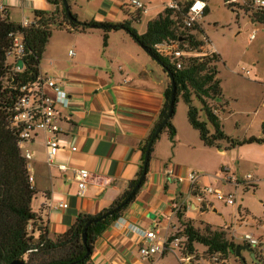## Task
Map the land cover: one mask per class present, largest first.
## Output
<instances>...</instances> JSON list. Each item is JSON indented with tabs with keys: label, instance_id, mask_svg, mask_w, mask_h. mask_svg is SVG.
Instances as JSON below:
<instances>
[{
	"label": "crops",
	"instance_id": "0c3cea01",
	"mask_svg": "<svg viewBox=\"0 0 264 264\" xmlns=\"http://www.w3.org/2000/svg\"><path fill=\"white\" fill-rule=\"evenodd\" d=\"M126 1L67 0L71 13L79 22L106 24L117 23ZM0 5L6 10L7 21L13 25H20L25 19L34 20L36 12H60V7L48 0H0ZM66 30L76 35H103L102 30L95 28L81 32L72 31L66 25ZM117 34H120V41L115 44V52L107 51ZM106 40L104 52H96L85 44L75 45L73 56H69L70 51L66 55L48 53V41L38 67L39 74L62 80L70 98L69 108L65 110L70 121L60 125L66 142L57 158L67 170L62 172L46 164L45 135H38L29 146L33 158L27 170L36 192L31 211L47 229L50 239L64 234L77 216H95L109 209L127 190L143 165L141 148L158 123L164 92L169 85L161 65L124 31H113ZM209 52L217 54L214 50ZM221 105L226 104L222 102ZM216 115L220 119L219 111ZM174 128L173 140L165 132V137L160 134L153 143L144 184L121 217L95 241L90 258L92 264H154L163 255L141 259L138 255L142 242L139 231L157 228L160 237L174 236L173 232L182 228L178 216L200 229L190 219V212L205 211L199 204V194L191 192L187 183H178L166 174V170L173 166L176 174L185 176L192 171L189 167L193 154L216 148L205 147L188 120L186 126L175 125ZM208 128L212 131L210 126ZM71 145L77 147L75 153L69 151ZM226 146L224 151H228ZM181 151L187 156H181ZM78 169H86L90 175L82 196L78 195L75 178ZM200 184L199 179L197 187ZM58 203L67 207L55 209ZM31 234L37 239V230H32Z\"/></svg>",
	"mask_w": 264,
	"mask_h": 264
},
{
	"label": "trees",
	"instance_id": "16d2710c",
	"mask_svg": "<svg viewBox=\"0 0 264 264\" xmlns=\"http://www.w3.org/2000/svg\"><path fill=\"white\" fill-rule=\"evenodd\" d=\"M48 1L55 6L58 5L60 12L53 14L36 12L34 14L36 25L26 29H21L19 25L9 23L0 12V106L5 96V92L2 91V80L9 69L5 64V54L10 46L8 34L20 32L23 35V69L17 76V80L27 81L33 79L39 73L38 67L53 30L51 26L56 23L55 17L61 16V22L70 27L72 31L80 30L84 32L91 25L95 29L102 30L104 42H106L109 33L119 30L124 31L153 60L161 65L167 77L168 74L171 75L176 88L174 106L168 122L162 130V132L164 130L167 132L170 140H173L176 134L171 120L174 116L175 105L178 99H181L187 108L188 123L198 132L200 141L205 147L220 149L221 145L225 143L227 145L225 150H230L244 143L255 141L250 139L238 142L228 138L222 130L218 115L213 113V111H222L223 106L216 103L215 108L208 103L209 101H219L221 98L220 81L217 78L219 55L212 53L209 56L181 59L178 68L176 61L163 58L155 52V46L173 41L178 43L179 50L202 54L207 39L204 31L200 26L188 29L182 25L190 8L191 0L185 1L183 4L181 0H174L178 3L179 11L165 8L154 20L147 23L146 30L142 35L137 34L131 27L130 21L119 24H106L95 21L81 23L71 11L70 15L73 21H69L62 0ZM228 1L230 0H225V2ZM207 13L206 6L203 18ZM139 16L140 13L136 12L135 18H132L131 21H139ZM252 19L264 27V12L257 10V13L252 14ZM199 36H204L206 39L201 40ZM170 91L171 82L169 80V85L164 92V102L156 127L167 114ZM196 103L199 108L195 105ZM202 116L204 119H202ZM208 126L212 128V131L209 130ZM151 135L141 148L143 163ZM151 152L152 147L145 166L142 165L135 179L129 182L127 190L119 199L114 201L109 209L95 216H77L72 226L64 234L50 239L47 229L31 211V202L36 192L28 181L29 175L26 162L17 146V138L11 131L5 129L4 115L0 110V264H10L18 259L23 260L25 264H92L90 258L95 241L111 223L121 217L123 211L133 201L138 191L125 205L121 206L137 184L140 176L145 173L146 177ZM144 182L145 178L140 187ZM94 220L96 222H92ZM178 220L182 226V234L187 237L185 248L189 254L193 253L195 244L201 245L204 248V255L210 258L214 256L225 258L228 254H235L237 245L226 238L223 229H213L209 225H206L203 229H196L190 221H182L180 216H178ZM89 222L91 223L87 225ZM29 224L32 230L38 231L37 239H34L32 234H28L27 227ZM85 228L87 229V235L85 243H83L82 234ZM88 252H90V255H87ZM260 263L264 264V259H260Z\"/></svg>",
	"mask_w": 264,
	"mask_h": 264
},
{
	"label": "rangeland",
	"instance_id": "374dc122",
	"mask_svg": "<svg viewBox=\"0 0 264 264\" xmlns=\"http://www.w3.org/2000/svg\"><path fill=\"white\" fill-rule=\"evenodd\" d=\"M140 1L145 3L148 11L140 14L139 21H131L136 11L130 7L129 0L116 20V24L130 21L138 35L144 33L147 23L161 14L166 4L171 2ZM185 1L189 0H181V3ZM204 1L208 13L199 26L207 39L199 37L207 42H204L203 53L214 50L220 56L217 78L220 81L221 100L226 104L224 112L219 111L222 130L232 140L255 141L228 151L223 150L224 143L221 150H200L192 155L189 168L199 174V190L210 187L225 198L231 197L234 204L226 205L208 194H201L199 204L205 211L190 212V219L200 229L205 227L200 224L222 227L223 230L226 226V238L236 245H242L240 239L245 234L264 240V27L252 19V14L257 13L251 5L252 0ZM61 19V16H56V23L51 26L53 31L46 48L48 53L63 52L66 55L68 51L76 52L75 45L83 44L96 52L105 51L107 40L104 42V33H69ZM113 37L111 48L107 50L109 52H115V44L120 41V34ZM222 102L208 103L215 107ZM186 111L182 100L178 99L172 123L174 127L187 125ZM165 132L161 133L162 137H165ZM180 155L187 156L183 151ZM248 175L249 179L246 178ZM181 233L180 227L173 232L177 236ZM186 253L183 250L180 253L167 252L154 264H211V258L204 255V248L199 244L195 245L189 260L181 261L180 258L183 259ZM240 256L242 259L228 254L225 258L217 256L216 260L218 264H261L260 259H263L258 253L243 250Z\"/></svg>",
	"mask_w": 264,
	"mask_h": 264
},
{
	"label": "built area",
	"instance_id": "2783aa9c",
	"mask_svg": "<svg viewBox=\"0 0 264 264\" xmlns=\"http://www.w3.org/2000/svg\"><path fill=\"white\" fill-rule=\"evenodd\" d=\"M129 4L138 13H145L147 11L145 3L140 0H129ZM251 5L256 11L264 12V0H252ZM206 6L204 0H191L190 8L184 17L182 25L188 29L199 26ZM165 8L179 11L178 3L174 0L166 4ZM0 12L3 18H6V10L2 5H0ZM35 25L36 22L34 20L25 19L19 26L21 29H26ZM8 38L10 46L5 54V64L9 69L2 80V91L5 92V96L0 106V110L4 115V127L16 136L17 146L22 158L26 162L27 168L29 161L33 158V153L29 150V146L38 135L43 134L45 135L46 164L64 172L67 170V166L59 162L57 158L66 142L63 138L64 133L60 125L62 123H69L70 121V115L65 113V110L69 108V95L64 88L63 81L50 76L38 73L33 79L27 81L17 80V76L23 69V64L21 69L17 66V62L19 60L22 61L24 57L23 35L20 32H11L8 34ZM154 49L157 55L171 61H176L178 68L180 67L181 59L209 56L212 54V52L207 54L187 53L179 50L178 43L173 41L159 44ZM73 55L74 53L70 51L69 56ZM213 113L217 114V111H213ZM69 151L75 153L77 147L71 145ZM175 172L173 166H170L166 170V174L174 178L178 183H187L191 192L196 191L199 196L201 194H208L216 200L224 202L226 205L231 206L234 204L231 197L225 198L220 192L210 187L199 190L197 187L199 174L197 172L188 171L185 176L178 175ZM89 177V172L86 169L75 171L79 196L84 194ZM246 178L249 179L250 176L248 175ZM28 181L32 182L30 175L28 176ZM66 207L67 205L64 203H58L54 206L55 209ZM27 232L28 234L32 233L30 224L27 227ZM139 232L142 242L138 248V255L141 259L147 260L161 257L167 252H180L182 250L186 252L187 237L183 234L164 238L160 237L157 228ZM241 242L243 245H248L252 252L258 253L264 259V240L255 238L252 234H245ZM185 255L182 260H189L191 258V254L186 253ZM216 257L214 256L210 259L211 264H218Z\"/></svg>",
	"mask_w": 264,
	"mask_h": 264
},
{
	"label": "water",
	"instance_id": "95a60500",
	"mask_svg": "<svg viewBox=\"0 0 264 264\" xmlns=\"http://www.w3.org/2000/svg\"><path fill=\"white\" fill-rule=\"evenodd\" d=\"M62 4H63V7H64V10H65V13L69 19V21H73V18L71 17L70 15V10H69V5H68V2L67 0H62ZM89 28H95L93 25H91ZM143 49V48H142ZM144 50V49H143ZM145 51V50H144ZM146 52V51H145ZM147 53V52H146ZM17 66L19 67V69L22 68V61L19 60L17 62ZM168 77H169V80L171 82V91H170V98H169V108H168V111H167V114L165 116V118L161 121V123L155 128L153 134L151 135L150 137V140L147 144V148H146V151H145V154H144V163H143V166H145L147 160H148V156H149V152H150V149L152 147V144L153 142L157 139V137L160 135V133L162 132L163 128L166 126L167 122H168V119L171 115V112L173 110V106H174V99H175V92H176V88H175V84L173 83V80H172V77L170 74H168ZM145 178V173H143L137 184L133 187V189L130 191L129 195L126 197V199L123 201V203L121 204V206L125 205L130 199L131 197H133L136 192L139 190L140 188V185H141V182L143 181V179ZM92 222H96V220L92 221ZM91 222H89L87 225H89ZM86 235H87V229L85 228L83 230V234H82V241L83 243H85V240H86ZM246 251L248 253H251L252 250L251 248L248 246V245H237L236 246V252H235V255L237 258L239 259H242V256H240V251ZM87 255H90V252L87 253ZM10 264H25V262L21 259H18V260H15V261H12Z\"/></svg>",
	"mask_w": 264,
	"mask_h": 264
}]
</instances>
